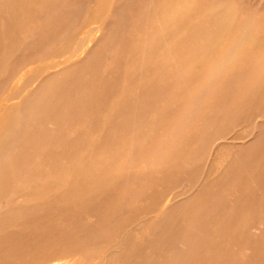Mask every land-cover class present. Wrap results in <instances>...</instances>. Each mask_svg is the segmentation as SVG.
I'll return each mask as SVG.
<instances>
[{
    "label": "rangeland",
    "instance_id": "obj_1",
    "mask_svg": "<svg viewBox=\"0 0 264 264\" xmlns=\"http://www.w3.org/2000/svg\"><path fill=\"white\" fill-rule=\"evenodd\" d=\"M0 264H264V0H0Z\"/></svg>",
    "mask_w": 264,
    "mask_h": 264
},
{
    "label": "bare ground",
    "instance_id": "obj_2",
    "mask_svg": "<svg viewBox=\"0 0 264 264\" xmlns=\"http://www.w3.org/2000/svg\"><path fill=\"white\" fill-rule=\"evenodd\" d=\"M255 21H256V20H254L253 22H255ZM253 22H252V23H253ZM249 23H250V22H249ZM249 23H248V26H250V25L252 24V23H251V24H249ZM254 24H255V23H254ZM248 26H247V27H248ZM252 26H253V25H252ZM250 27H251V26H250ZM244 31H245V29H244ZM242 32H243V31H242ZM249 33H250V32H249ZM249 33H248V34H249ZM241 34H242V33H241ZM241 34H240V35H241ZM243 34H244V33H243ZM250 34H251V33H250ZM247 36H248V35H247ZM239 37H240V36H239ZM245 39H246V37H245ZM238 40H239V39H238ZM237 42H238V41H237ZM237 42H236V43H237ZM243 42H244V41H242V43H243ZM245 42H246V41H245ZM245 42H244V43H245ZM242 43H240V44L242 45ZM240 44H239V46H240ZM234 45H236V44H234ZM237 45H238V44H237ZM239 46H238V47H239ZM235 47H236V46H235ZM238 47H237V48H238ZM237 48H236V49H237ZM237 50H238V49H237ZM234 51H236V50H234ZM234 51H233V52H234ZM237 52H238V51H237ZM232 56H233V54H232ZM232 56H231V57H232ZM234 56H235V55H234ZM228 58L231 59L229 55H228ZM226 59H227V58H226ZM224 60H225V59H224ZM63 63H64V62H63ZM52 66H53V65H52ZM57 66H58V65H57ZM66 66H67V65H66ZM50 68H52V67H50ZM53 68H56V65H55V67H53ZM60 69H61V68H60ZM61 70H62V69H61ZM49 75H50V74H49ZM30 91H31V90H30Z\"/></svg>",
    "mask_w": 264,
    "mask_h": 264
}]
</instances>
